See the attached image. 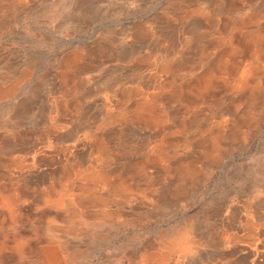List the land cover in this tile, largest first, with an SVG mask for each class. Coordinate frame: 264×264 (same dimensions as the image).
I'll use <instances>...</instances> for the list:
<instances>
[{"label":"rangeland","instance_id":"rangeland-1","mask_svg":"<svg viewBox=\"0 0 264 264\" xmlns=\"http://www.w3.org/2000/svg\"><path fill=\"white\" fill-rule=\"evenodd\" d=\"M77 80L85 113L97 97L83 119L103 120L71 141L98 138L89 155L111 161L99 174H75L84 152L56 126ZM129 84L147 97L115 91ZM14 130L38 175L19 210H0V264L192 255L196 241L161 234L264 189V0H0V137ZM87 175L97 184L78 188Z\"/></svg>","mask_w":264,"mask_h":264},{"label":"crops","instance_id":"crops-1","mask_svg":"<svg viewBox=\"0 0 264 264\" xmlns=\"http://www.w3.org/2000/svg\"><path fill=\"white\" fill-rule=\"evenodd\" d=\"M65 62L70 64L67 66L69 70L68 73L74 72L75 62L73 60L68 62L66 60ZM136 68L137 67L134 66V70ZM140 74L141 73L134 72V75L139 76ZM119 76L121 77L122 75L118 71L111 76V79L114 78V80H118ZM82 79L86 80L88 78L83 76ZM82 79H80V83L84 82ZM90 89L93 93L96 91L93 90L92 87ZM81 91L80 84L77 80L67 91V96L63 98L65 103H63L62 106L63 110L60 111L68 116L67 119L63 117V120L65 119L68 123L64 125L63 123H59L56 126L58 127L57 130L65 136L64 139L62 138L63 141H65V144L62 145L63 147L70 148L81 146L84 152V155L82 154L79 160L82 166L79 167V170L75 174H99L102 164L111 161L101 156L96 157L89 155V146L93 143L95 144L98 138L80 140V145L78 140L71 141L78 132L80 134L81 130L85 128L88 129V127H95L103 120V118H101L100 121L98 118H95L98 114H96L94 109L91 112L92 114H88L86 119H83V116L91 111V107L94 106L96 102L94 100L97 97L92 96V99L88 100L91 102L89 103L90 109H86L85 113L86 103L88 102H86L84 98L86 99L88 95L85 94V91ZM115 91H118V94L129 92L130 97L135 96L133 94L137 93V97H134L136 99L147 97L145 96L146 91L143 92L144 90H142L141 87L132 84L128 86L125 85ZM141 91L142 95L138 96V92ZM115 120L116 119L112 118L110 121L105 122V124L110 126ZM16 133L17 130H14L13 133L9 134V137H0V210L9 211L11 214L19 210L22 204V186L31 181L34 183L38 175V160L33 156H21L22 142L14 136ZM67 157L76 160L79 156H77L75 152L74 154H68ZM24 167H26L24 171L29 172L22 175L21 169ZM40 172L43 174L51 173V167H43ZM78 183V188L80 186L88 188L91 183H96V181L94 176L87 175L85 177H80L76 186ZM33 191H35V189ZM245 202L250 205L244 207L243 211L241 210L242 207L240 209L235 204L227 205L228 203L222 202L221 204L215 205V203L209 202L204 209L207 210L208 208V210H211L215 207V209L221 212L218 218L186 221L183 224L182 230L177 224V229L181 230V233L176 231L174 228L175 226L168 227L161 236L173 242V247L180 246L181 241L187 239L186 241L190 242L196 241V251L192 254L193 256L189 254L186 256L182 254V252L178 253L162 250L158 256V263L264 264V189H259L258 192L247 197ZM226 206H230L227 212H225ZM146 222H148V220H146ZM201 238H204V240H201ZM202 243L205 244L202 246Z\"/></svg>","mask_w":264,"mask_h":264}]
</instances>
